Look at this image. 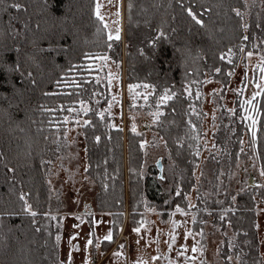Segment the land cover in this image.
Masks as SVG:
<instances>
[{"label":"trees","instance_id":"1","mask_svg":"<svg viewBox=\"0 0 264 264\" xmlns=\"http://www.w3.org/2000/svg\"><path fill=\"white\" fill-rule=\"evenodd\" d=\"M14 2L23 7L11 8ZM243 4V0H125L123 36L109 41L106 28L95 15L96 0H0V264H56L58 260L55 235L60 226L49 213L44 156L55 133L65 128L63 115L81 100L90 104L84 127L87 172L98 190L99 209L120 212L127 186L130 224L135 227L140 225L145 198L162 214L179 205L196 215L194 231L203 228L208 217L216 229L230 227L233 237L224 235L219 264H232L229 256L237 258L236 264H259L256 195L264 199L263 185L250 183L252 189L240 191L230 206L197 202L189 207L186 198L199 162L202 118L201 103L197 99L192 102L194 94L189 96L185 88L194 87L206 75L226 85L241 54L252 49V37L262 36L253 23L245 34L242 17L236 11ZM189 7L204 21L203 26L189 16ZM50 44L61 47L50 48ZM85 54L107 56L118 65L123 59L127 84L152 85L159 96L165 89L175 93L159 106L160 115L151 126L163 138L173 160L169 174L158 177L154 165L142 172L143 135L128 130L124 144L123 130L109 124L104 110L108 97H102L108 84L97 79L95 59H86ZM17 58L23 77L3 67ZM253 103L259 111V115L252 113L257 119L253 154L262 170L264 95ZM192 104L197 107L195 112L191 111ZM42 105L55 111L45 112ZM224 111L222 107L221 115L226 119ZM237 119L238 115H231L234 125L220 123L215 132L217 144L222 145L225 137L229 139L225 147H229L231 167L238 158L241 129L249 122ZM21 192L27 194L32 210L38 213L35 217L22 210ZM112 235L111 241H101L103 251L116 238V228Z\"/></svg>","mask_w":264,"mask_h":264},{"label":"rangeland","instance_id":"2","mask_svg":"<svg viewBox=\"0 0 264 264\" xmlns=\"http://www.w3.org/2000/svg\"><path fill=\"white\" fill-rule=\"evenodd\" d=\"M99 3L102 5L101 14L104 16V22L108 25L107 34L111 31L115 36L119 29L120 36H123L125 0H99ZM243 3V6L236 11H239L243 25H247V28L244 27L245 34L253 27V23L262 35L258 36L256 31V35L252 37L250 51L253 55L248 56L250 51L241 54L235 68L230 72L232 75L229 76L226 85L206 75L199 84L195 83L194 87H189L191 93L194 94L193 97L191 96L192 102L197 99L201 103L199 110L202 121L199 136L201 151L199 162L193 170L194 185L186 196L188 206L189 204L193 206L197 202L209 205L212 203L223 205L224 203L230 206L236 203V197L240 191L252 189L250 183L255 182L258 183L257 186L259 184L264 186V176L261 175V168L253 154L252 132L255 131L256 126L255 129L249 128L250 119L248 126L241 129L238 158L234 167L228 164L229 147H225L228 145V137H225L222 145L215 142V132L220 123L234 125L231 115H238L239 122L248 120L244 118L243 108L239 109V103L241 100L252 99L253 94L259 91L256 87L257 83L264 84V80L260 79L259 71V65L264 63L261 60V57H264V0H243ZM117 12L119 16L116 15ZM94 63L99 70L96 72L97 79L104 85L108 84L102 92V97H108L104 110L110 117L109 124L123 130L124 144L126 133L135 124L136 132L141 133L143 143L146 142L143 147L142 172L144 173L150 165H154L158 174L155 162L160 158L161 176L169 174L173 167V160L163 138L151 128L156 120L153 113H160L159 106L162 103L159 101L162 95L155 93L153 87L147 89L139 87L134 91L150 93L148 101L145 102L142 95L133 100L129 85L146 83H126L123 59L121 65L114 63L110 58L107 61L95 59ZM204 81L211 82L204 83ZM242 85L245 86L244 91L238 93L236 90ZM197 92L201 95L197 96ZM84 103L89 109L90 104ZM222 107L225 108L226 119L222 118ZM195 108L197 107L192 104L191 111L195 112L193 110ZM69 109L63 115V120L65 117L68 118L65 128L55 133L44 156L45 181L50 199L49 213L52 217H56L55 223L60 226L59 233L55 235V238L57 235L61 236L56 264H69V253L72 257L71 264H86V262L87 264H140L141 261L146 264H170V262L171 264H219V250L224 235L233 237V232L230 227L224 230L219 227L214 228L209 222V217L203 228L194 231L192 223L193 216L196 218V215H193L191 211L185 210L187 215H184L176 212V207H174L173 210L168 209L162 214L145 198L144 209L139 212L141 219L138 227L141 230L136 233L134 231L136 227L130 224L131 209L127 186L124 206L120 212L99 209L96 200L98 190L87 172L84 132L87 124L85 123L86 113L81 109L80 102L75 107H71L74 111H69ZM229 109H234V112H230ZM125 157L126 151L124 150ZM124 169L126 172L125 159ZM256 200V231L261 256L259 264H264V199L256 195ZM85 204L89 206L88 209H85ZM86 212H91L92 215H85ZM75 215L84 216L85 222L79 228L72 227L73 224L79 223ZM57 218H59L58 221ZM93 219L102 221V223L93 226L91 224ZM133 221L137 222V219ZM172 221H176L177 225L174 226ZM115 228L117 229L116 238L108 250L103 251L101 249L103 237L108 234L109 230L113 232ZM92 231L95 232V236L91 237L93 244L87 245L89 232ZM188 232L192 235L186 238ZM201 232L203 235H200ZM73 234H78L77 238L69 243V237ZM170 234L176 237L171 249L169 248ZM97 244L100 245L99 248L96 247ZM75 245H79V251L75 250ZM121 245L123 247H120ZM193 247L197 248L196 252L192 251ZM229 257H231L232 264L237 263V258Z\"/></svg>","mask_w":264,"mask_h":264},{"label":"snow or ice","instance_id":"3","mask_svg":"<svg viewBox=\"0 0 264 264\" xmlns=\"http://www.w3.org/2000/svg\"><path fill=\"white\" fill-rule=\"evenodd\" d=\"M10 7L11 8H14V9H21L23 7V5L21 3L14 2V3H12L10 5ZM101 7H102V5L99 3V0H97L96 6H95V15H96V17L101 22H104V16L101 14ZM129 7H131V5ZM187 12H188L189 16H191V18L197 24L203 26L204 21L202 19H198L197 18L196 12H194L191 7H189L187 9ZM116 15L119 16V12H117ZM237 15H240V13H239L238 10H237ZM27 26H28L27 23H25V27L26 28H27ZM39 27H40V25L37 24V28H39ZM103 27L104 28H107L108 27V25H107L106 22L103 23ZM244 27L247 28V25H245ZM66 31L67 30L65 29L64 32H66ZM97 31L99 32V29H97ZM63 35H64V33L62 32L61 35H60V39H63ZM163 35H164V33L161 32V36H163ZM52 36H55V33H52ZM120 39H121V36H120V30L119 29H117L115 36H113V34L111 33V31H109V33H108V40L109 41H112V40H120ZM244 39L247 40L248 37L245 36ZM107 46H108V48H111L112 47V44L109 43ZM52 47H56V48L59 49L61 46L59 44H56V45H51L50 44V48H52ZM12 51H13V49H6V52H9L10 53ZM242 51H243V49H242ZM15 52L16 53H19L20 52V49L19 48H16L15 49ZM231 54H232L231 53V49H229V63L232 62V60H231ZM252 55H253V53L251 51L248 52V56L249 57H251ZM85 58L86 59H99L101 61H107L109 59V57L103 56V55H97L95 57H92V56H90L88 54H85ZM220 58L221 59H224V55L221 54V57ZM261 60L264 61V57H261ZM3 67L5 68L6 71H9V72H13V73L19 72L20 76H22V77L25 75V73L23 71H21V65H20V62H19V59L18 58H17V60L13 64L5 63L3 65ZM89 68H91V65H89ZM215 71L216 72H219L220 69L219 68H216ZM259 71H260V74H261L260 79L261 80H264V63H261V65H259ZM229 75H232V73H229ZM27 76L29 78H31L32 77V73L30 71L27 72ZM31 82L33 84L36 83L35 79H32ZM109 82H111V81H109ZM210 82L211 81H204V83H210ZM9 83H11V81H9ZM57 83H59V81ZM197 83H199V82H197ZM76 86L79 87V85H76ZM139 87H143V88L147 89V88H150V87H153V86L152 85H148V84H143V85L133 84V85H129V92H130V94H132L133 100H135L137 96H141L142 95L143 96V99L145 100V102H147L148 101V96L150 95V93H137V92H135L134 90L137 89V88H139ZM244 87L245 86L242 85L241 88L237 89L236 91L238 93H242L244 91ZM256 87H257V89H259V91L255 92L253 94L252 99H246V100H241L240 101V107L243 108V110L245 112V117L244 118L251 120V124L249 125V128H252V129H255V126L257 124V120H256L255 116L252 115V113H256L257 115H259V111L257 109V106H256L255 103H253V101L255 100V98L257 96L264 95V84L257 83L256 84ZM185 91L188 92L189 96H191L192 93H191V90L189 88H185ZM45 95H52V94L51 93H45ZM174 95H175V93L169 94V90L168 89H165L164 90V94L160 97V101L159 102L160 103H166L167 101L171 100ZM199 95H201V93L197 92V96H199ZM113 99L115 100V97H113ZM80 104H81V109L85 113H87L89 111V109L85 106V103H84L83 100L80 101ZM41 108L45 112H54L55 111V109L45 108L43 105L41 106ZM69 111H74V109H71L70 108ZM229 111L230 112H234V109H229ZM100 115L103 118V113H100ZM159 115H160L159 112L153 113V116L156 117V118H158ZM67 119H68L67 117L64 118V122L65 123H67ZM85 123H88V121H85ZM113 126H115V125H113ZM193 127H195V126L193 125ZM131 130L134 133L136 132V126H135V124H133ZM252 136H253V141H255V136H256V132L255 131L252 132ZM96 139H97V141H99L100 138L99 137H96ZM145 143H142L141 144V147L142 148L145 146ZM241 143H243V142L241 141ZM198 154L199 153H197V155ZM10 171H13V169H10ZM261 175L264 176V169L261 170ZM162 179H163V177H162ZM176 194L178 196L180 195L179 190H177ZM26 195L27 194L21 192L20 193V196H19V199L21 201H23V208H22V210L24 212L29 213L32 217H35L38 213L36 211H33L32 210V206L28 203V201L26 199ZM233 199H235V198H233ZM166 203H167V201H166ZM84 207H85V209H88L89 206L87 204H85ZM189 207H192V205L189 204ZM176 212H179V213H182L184 215H187V213L184 211V209H182L179 205L176 206ZM8 215H13V213H8ZM85 215H89L90 216V215H92V213L91 212H86ZM55 218L56 217H52V219H55ZM75 219L77 221H79V223L73 224L72 225L73 228H79L81 226V224H83L85 222L84 216H81V215H75ZM193 221H195V216H193ZM99 223H102V221H96L95 219H93L91 221V224L93 226H95V225H97ZM141 223L143 224V222H141ZM172 223H173L174 226L177 225V222L176 221H172ZM140 230H141L140 227H136L134 229V231L136 233H139ZM77 235L78 234L71 235L69 237V243H71L72 240H75L77 238ZM191 235H192L191 232L186 233V238H187V236H191ZM200 235H203V233L201 232ZM93 236H95V232L94 231L89 232V239L87 240V245H92L93 244V240L91 239V237H93ZM55 239H56L57 243H59V241L61 240V236L60 235H57ZM103 239L106 240V241H111L113 239L112 231L109 230L108 234L106 236H104ZM175 241H176L175 235H171V243L169 244V248L170 249H171L172 244L175 243ZM99 246H100L99 244L96 245L97 248H99ZM120 247H123V245H121ZM74 248H75V250L79 251V245H75ZM185 251H186V248H185ZM192 251L193 252H196L197 251V248L196 247H193ZM115 254L116 255H119L120 253H115ZM181 254H183V253H181ZM192 259H195V257H192ZM229 259H231V257H229ZM71 260H72L71 253H69V256H68L69 264H71ZM86 264H87V262H86ZM140 264H146V262L141 261ZM170 264H171V262H170Z\"/></svg>","mask_w":264,"mask_h":264},{"label":"water","instance_id":"4","mask_svg":"<svg viewBox=\"0 0 264 264\" xmlns=\"http://www.w3.org/2000/svg\"><path fill=\"white\" fill-rule=\"evenodd\" d=\"M155 165L158 169V177H161L162 166H161V159L160 158H158V160L155 162Z\"/></svg>","mask_w":264,"mask_h":264}]
</instances>
